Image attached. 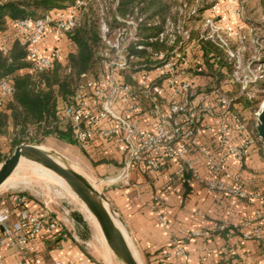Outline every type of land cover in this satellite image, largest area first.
<instances>
[{
  "label": "built area",
  "instance_id": "1",
  "mask_svg": "<svg viewBox=\"0 0 264 264\" xmlns=\"http://www.w3.org/2000/svg\"><path fill=\"white\" fill-rule=\"evenodd\" d=\"M242 1L215 0L200 25L192 27L180 20L172 24L166 19L165 28L152 34H142L136 22L124 23L116 11L100 10L97 69L81 75L70 102L56 107L55 120L39 121L26 129L41 135L57 124L83 150L96 152L99 158H119L122 164L111 182L127 184L129 175L143 171L162 176L151 207L163 227L168 221L160 208L177 182L261 202V208L239 221L238 230L244 239H264L259 223L264 221V194L245 187L240 168L231 170L247 157L253 128L264 108L263 90L261 101L247 116L235 100L250 99L248 87L264 80L262 41L253 39L254 27L244 19ZM83 4L84 0H75L72 6L15 20L13 29L0 32V53L7 54L17 40L25 49L30 72L50 69L62 52L53 43L46 47V37L73 29ZM224 4L230 5L227 12H219ZM197 17V9H190L189 19ZM204 44L210 47L206 54ZM204 58L209 65L206 79L210 83L216 79L208 89L202 87L207 82L199 73L205 68ZM220 79L236 85V97H229L230 89ZM13 93L12 79L0 78V111ZM27 201L24 194L10 193L8 204L0 207V247L14 246L28 254L33 238L53 239V232L60 229L54 217L30 210ZM229 227V220L221 218L212 231ZM204 234L209 236L210 231ZM173 254L189 258L182 245H176ZM17 264L34 262L25 256Z\"/></svg>",
  "mask_w": 264,
  "mask_h": 264
},
{
  "label": "crops",
  "instance_id": "2",
  "mask_svg": "<svg viewBox=\"0 0 264 264\" xmlns=\"http://www.w3.org/2000/svg\"><path fill=\"white\" fill-rule=\"evenodd\" d=\"M229 6L221 5L218 11L227 12ZM50 41L45 39L44 45L51 46ZM249 126L252 129V125ZM237 168L242 170L248 190L264 194V146L254 134L247 157L240 165H232L231 170ZM105 170L111 172L112 168ZM129 176L133 178L134 175ZM138 177L137 183L132 182L127 187L123 183L124 188L110 189L104 195L115 214L122 218L134 246L146 253L143 255L146 264H264V239H244L238 230L239 221L261 208L263 203L220 196L197 184L187 187L177 182L160 208L168 221V226L163 227L151 207L152 194L162 176L156 181L154 191L149 189L142 176ZM106 181V184L115 183L110 177ZM7 197H0V207L8 204ZM31 204L32 200H28L26 205L38 212L39 209ZM221 218H227L230 227L224 231H212ZM259 223L264 231V221ZM205 231H210L209 236L204 234ZM79 244L73 237L62 236L54 244L44 237H35L30 241L28 254L14 246H1L2 264H17L25 256L34 264H103L89 251H82ZM176 245H182L189 258L174 256ZM103 260L104 264H110Z\"/></svg>",
  "mask_w": 264,
  "mask_h": 264
},
{
  "label": "rangeland",
  "instance_id": "3",
  "mask_svg": "<svg viewBox=\"0 0 264 264\" xmlns=\"http://www.w3.org/2000/svg\"><path fill=\"white\" fill-rule=\"evenodd\" d=\"M75 0L67 3L64 7L72 6ZM83 4L79 8V20L86 14L91 19V24L98 15L100 10H104L107 14H112L114 11L118 15L125 18L124 23L136 22L140 27V32L142 34H152L156 31H160L165 28L166 19H168L172 24L181 21L185 25L191 24L192 27L198 26L202 22V18L208 13L207 9L215 0H84ZM228 6V5H227ZM63 7V8H64ZM198 9L197 20H190L189 14L190 9ZM242 13L244 19L248 26L254 27L252 30L253 39H259L264 49V0H243L241 3ZM185 20V21H184ZM115 21H112L114 24ZM150 25L149 27L146 25ZM55 35H48L46 40L53 43ZM46 42V43H48ZM61 42V41H60ZM50 45V44H49ZM48 46V45H47ZM50 47V46H49ZM262 48H259L260 50ZM65 51L71 49V44L65 42ZM207 68V70H206ZM27 68H23L14 73H27ZM30 71V70H29ZM33 74V72H30ZM202 75V81L205 83L202 85L205 89H208L209 85L215 82L216 79L212 80L210 83L206 79V75L209 73V67L205 65L204 69L199 70ZM224 83L223 86L229 88V97H236V85L229 81L220 79ZM252 97L246 99L244 96L241 98L237 97L235 100L239 102L241 107L245 109L246 116L251 114V108L256 106L261 101L262 90L264 91V80L253 83L249 86ZM0 120V157H8L13 148H11L12 141L20 143H29L40 145L45 147L47 151L59 154L63 157L65 163L70 165L72 168L83 174L93 183H95L98 190L101 192H106L110 189L124 188V180H119L115 183L106 184L108 177L114 178L118 174L121 167V160L117 157L110 159L109 163L101 162L96 163V152H88L80 148L77 143L71 137L69 131L64 130L62 127L59 132L56 131L52 133H42L38 135L36 132L31 133L28 129H15L11 124H8L5 128H1ZM59 134L65 135V137H60ZM17 144V145H18ZM53 155V154H52ZM63 162V160L57 156L53 155ZM4 160V159H3ZM2 160V161H3ZM31 162V161H30ZM29 161H23L18 167L12 172L10 176L18 179L17 183L12 187H3L0 189V197H4L10 193H21L26 195V197L31 198L32 206L35 209H39L40 213H44L54 217L60 226V231L56 233L64 234L66 237L74 238L80 244L79 247L82 251H89L93 258L98 259L104 264L103 251L100 243L96 239V232L93 224L86 219L83 212L80 210L79 202L74 200L71 196L64 193L56 184L58 179L51 178L48 175L49 181L42 179L36 174L32 173L30 170ZM106 164V165H105ZM94 166H97L95 168ZM111 167L112 171L108 172L105 168ZM141 176L144 178L147 186L151 191H154L156 181L159 175L156 173H151L148 171L141 172ZM25 177L27 180L22 181L21 178ZM138 175H134L133 178L128 179V184L137 183ZM102 180V181H101ZM21 181V182H20ZM99 181V183L97 182ZM24 182V183H23ZM27 183V184H26ZM109 183V182H108ZM111 212H113L118 224L122 226L125 230L129 244H131L133 250L137 253L139 260L142 264L145 263L146 255L143 251H138L134 246L133 241L130 238V233L124 224L122 218L115 214V210L109 203ZM114 210V211H113ZM143 252V253H142ZM111 253V252H110ZM145 253V254H144ZM112 264H118L117 261L111 254Z\"/></svg>",
  "mask_w": 264,
  "mask_h": 264
},
{
  "label": "trees",
  "instance_id": "4",
  "mask_svg": "<svg viewBox=\"0 0 264 264\" xmlns=\"http://www.w3.org/2000/svg\"><path fill=\"white\" fill-rule=\"evenodd\" d=\"M73 0H0V32L13 29L15 20L24 17H39L56 8H63ZM198 11V9H197ZM95 24H91L88 14L84 15L73 29L65 34H56L53 44L60 47L62 55L54 61L51 68L30 73L29 64L25 61V49L17 40L13 41L7 54L0 53V78L9 76L14 85V93L10 101L0 111L1 128L11 124L25 129L28 125L39 121L51 122L56 119L55 111L59 104L70 102L77 82L81 75L94 72L98 66L97 49L100 45L98 31V15ZM61 41V42H60ZM65 42L71 44V49L65 51ZM203 54L209 50V45H203ZM203 62L207 64V59ZM27 68V73H14ZM58 125L45 133L59 132ZM60 133V132H59ZM255 134V129H253ZM60 137H65L59 134ZM19 142L12 141L11 148ZM5 159L0 157V162ZM109 158H98L96 163H109ZM185 186L189 187L186 183ZM28 200L31 198L27 197ZM37 213H40L38 211ZM56 229L53 239L55 243L62 238Z\"/></svg>",
  "mask_w": 264,
  "mask_h": 264
},
{
  "label": "water",
  "instance_id": "5",
  "mask_svg": "<svg viewBox=\"0 0 264 264\" xmlns=\"http://www.w3.org/2000/svg\"><path fill=\"white\" fill-rule=\"evenodd\" d=\"M256 136L264 146V108L258 116ZM59 154L43 149L40 145L20 143L11 154L0 162V185L15 170L21 160L41 165L60 177L94 218L101 235L118 264H142L132 253L125 236L113 219V212L103 192L98 190L83 174L65 163L57 162L53 156Z\"/></svg>",
  "mask_w": 264,
  "mask_h": 264
},
{
  "label": "bare ground",
  "instance_id": "6",
  "mask_svg": "<svg viewBox=\"0 0 264 264\" xmlns=\"http://www.w3.org/2000/svg\"><path fill=\"white\" fill-rule=\"evenodd\" d=\"M42 148L43 149H45V150H47L45 147H43L42 146ZM52 155V154H51ZM53 156V155H52ZM53 158L57 161V162H59L60 164H62V165H64V163L61 161V160H59L58 158H56V157H54L53 156ZM23 161H27V160H21L20 162H19V164H18V166L20 165V163H23ZM28 164H30V170H31V172L32 173H34V174H36L37 176H39L40 178H42V179H46V181H49L50 182V180H49V178H47V176L46 175H48L49 177H53V178H55L56 180L58 179V181H57V183L56 184H58L57 186L64 192V193H66V194H68L69 196H71L74 200H77L78 202H79V206H80V210L83 212V214L85 215V217H86V219L87 220H89L92 224H93V226H94V228H95V234H96V239H97V241L100 243V245H101V248H102V251H103V257H104V259H106V261L107 262H109L110 264H112V261H111V253H110V250H109V248L107 247V245H106V243H105V241H104V239H103V237H102V235H101V232H100V230H99V228H98V226H97V224H96V222H95V220H94V218L90 215V213L87 211V209L85 208V206L77 199V197L75 196V194L70 190V188L68 187V185L60 178V177H58L57 175H55L53 172H51V171H49V170H47V169H45V168H43L41 165H39V164H37V163H34V162H30L29 161V163ZM17 166V167H18ZM12 174V173H11ZM10 174V175H11ZM8 176L2 183H1V185H0V189L1 188H3V187H12V186H14L16 183H17V181H18V179H16V178H13L12 176ZM87 178V177H86ZM21 180L22 181H25V180H27L25 177H23V178H21ZM89 180V179H88ZM95 187H96V185H95V183H93L91 180H89ZM19 182V181H18ZM21 182V181H20ZM26 182V181H25ZM24 183V182H23ZM27 184V183H26ZM97 188V187H96ZM98 189V188H97ZM113 214V213H112ZM113 216V219H114V221H115V223L117 224V226L121 229V231H122V233H123V235L125 236V239L127 240V234H126V232H125V230L122 228V226L121 225H119L118 224V222H117V220H116V218L114 217V215H112ZM127 243H128V245H129V247H130V242L127 240ZM131 248V247H130ZM131 250H132V253H133V255L135 256V258L141 263V261L139 260V258H138V255H137V253L131 248Z\"/></svg>",
  "mask_w": 264,
  "mask_h": 264
}]
</instances>
